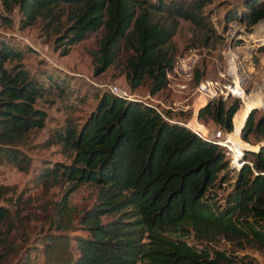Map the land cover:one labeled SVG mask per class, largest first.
<instances>
[{"label": "trees", "instance_id": "trees-1", "mask_svg": "<svg viewBox=\"0 0 264 264\" xmlns=\"http://www.w3.org/2000/svg\"><path fill=\"white\" fill-rule=\"evenodd\" d=\"M208 1L0 0V5L5 10L17 7L19 27L52 6H73L61 51L102 28L96 70L111 64L119 45L127 43L126 83L134 89L146 77L147 92L153 95L171 69L164 45L174 32L173 26L159 25L153 13L166 12L204 27L202 11ZM227 17L252 25L264 17V0H243ZM20 56V49L0 37V145L9 147L3 152L16 161L21 152L7 145L44 126L46 112L36 100L67 95L64 75L45 73L38 79L19 61L5 65ZM241 103L229 93L213 97L197 107L195 117L230 133ZM254 112L255 107L247 112L239 135L246 142L252 135L260 143L255 150H243L245 160L231 177L220 144L152 104L100 92L82 122L66 119L41 142L71 152L69 163H53L42 172L44 177L69 180V190L85 182L96 186L92 204L79 218L85 234L67 225L62 206L57 230L38 237L41 261L26 248L18 264H257L214 244L218 236L234 234L264 250V109L257 119ZM4 190L0 186V197ZM107 214L116 216L103 221ZM7 215L8 208L0 204V225ZM188 233L199 247L182 238ZM11 245L8 232L0 228V263Z\"/></svg>", "mask_w": 264, "mask_h": 264}, {"label": "rangeland", "instance_id": "rangeland-1", "mask_svg": "<svg viewBox=\"0 0 264 264\" xmlns=\"http://www.w3.org/2000/svg\"><path fill=\"white\" fill-rule=\"evenodd\" d=\"M242 2L209 0L202 11L204 27L166 12L153 13V19L159 25L174 27L170 40L164 45L172 66L166 73L165 85L153 95L147 92L146 77L136 88L128 87L125 56L130 47L127 43L119 45L111 64L103 70H96L98 63L95 54L102 28L88 32L78 42L67 46L66 53L61 51L64 46L62 42L66 39L64 33L71 23L73 6L63 3L52 6L39 13L31 24L19 27L17 7L5 10L0 5V37L21 50L18 59L5 65L19 61L29 74L38 79H44L45 73L64 75L67 92L66 97L53 94L36 100L35 105L46 112L44 126L30 131L15 145H7L21 152L19 161L3 152L4 148L9 147L0 145V186L5 188L0 204L8 208V215L0 228L8 232L12 244L0 264H18L26 248L35 261H41L38 237L57 230L55 223L59 221L62 206L67 225L75 226L73 232L85 234L79 218L92 204L96 186L85 182L69 190V180L44 177L42 172L53 163H69L71 152L64 151L59 144L43 145L41 142L66 119L82 122L93 108L99 93L110 92V85L124 89L130 98L156 106L172 120H180L191 129V123L198 122L194 116L195 109L207 99L224 97L227 93L240 98L242 103L239 110L245 99L260 98L262 103L255 107L253 114L257 119L264 109V17L252 25L227 17V11L240 9ZM200 123L203 128L196 132L210 140L220 141L228 159L227 172L233 177L236 168L245 160L241 155V163L234 165L230 158L231 150L223 141L235 130L234 126L228 133L218 129L212 121ZM234 133L244 141L238 131ZM244 142L250 147L243 150H255L260 143L252 135L249 141ZM247 158L250 160L249 154ZM219 193L222 195L224 191L219 190ZM114 216L116 214L102 215L101 219L106 221ZM182 238L191 245L200 246L191 233ZM214 244L232 256L264 264V250L248 238L234 234L220 235ZM3 250L1 246L0 251Z\"/></svg>", "mask_w": 264, "mask_h": 264}, {"label": "bare ground", "instance_id": "bare-ground-1", "mask_svg": "<svg viewBox=\"0 0 264 264\" xmlns=\"http://www.w3.org/2000/svg\"><path fill=\"white\" fill-rule=\"evenodd\" d=\"M240 94V93H239ZM243 100V99H242ZM262 101L260 98H247L245 99L244 104L242 105V108L235 114L234 116V128L235 130H233V132H231L227 138H225V142L227 143V145L229 146V148L231 149V162L236 165V163H239V161H241V158L239 157V155L242 152V148L244 147H250L248 146L244 141L240 140L237 135H234L235 131H238V127L241 124L245 114L247 113L248 109L252 106H257L259 104H261ZM192 127H196V128H200L201 126L198 125L197 122H192L191 123Z\"/></svg>", "mask_w": 264, "mask_h": 264}, {"label": "built area", "instance_id": "built-area-1", "mask_svg": "<svg viewBox=\"0 0 264 264\" xmlns=\"http://www.w3.org/2000/svg\"><path fill=\"white\" fill-rule=\"evenodd\" d=\"M109 88H110V92H112V93H114V94H117V95H119V96H121V97H123V98H128V99H130L129 94H128L124 89H121V88L117 87L116 85H110ZM149 104H150V103H149ZM213 141H215V140H213ZM223 141H224L226 147H227L229 150H231V149L229 148V146L227 145V143L225 142V137H224ZM215 142L221 145L220 141H215ZM241 150H243V148H242ZM231 152H232V151H231ZM242 153H243V152H241V154L239 155L240 158H241ZM240 163H241V161H239V163H236V166H238Z\"/></svg>", "mask_w": 264, "mask_h": 264}, {"label": "water", "instance_id": "water-1", "mask_svg": "<svg viewBox=\"0 0 264 264\" xmlns=\"http://www.w3.org/2000/svg\"><path fill=\"white\" fill-rule=\"evenodd\" d=\"M253 107H256V106H252V107H250V108L248 109V111H249L251 108H253ZM248 111H247V112H248ZM246 114H247V113H246ZM246 114H245V116H244V118H243L241 124H240L239 127H238V133H240V130H241L242 124L244 123V119H245V117H246ZM258 145H259V144L256 145V148H257Z\"/></svg>", "mask_w": 264, "mask_h": 264}, {"label": "crops", "instance_id": "crops-1", "mask_svg": "<svg viewBox=\"0 0 264 264\" xmlns=\"http://www.w3.org/2000/svg\"><path fill=\"white\" fill-rule=\"evenodd\" d=\"M195 114H196V109H195ZM195 114H194V116H195ZM197 123H198L199 126H201V129H202L203 125L199 121ZM192 130L197 131V130H200V128L192 127Z\"/></svg>", "mask_w": 264, "mask_h": 264}]
</instances>
